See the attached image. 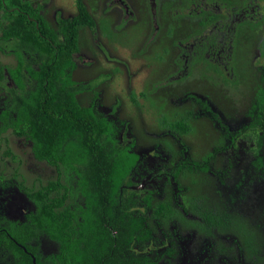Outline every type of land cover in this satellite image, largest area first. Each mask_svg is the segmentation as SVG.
Returning a JSON list of instances; mask_svg holds the SVG:
<instances>
[{
  "label": "flooded vegetation",
  "instance_id": "flooded-vegetation-1",
  "mask_svg": "<svg viewBox=\"0 0 264 264\" xmlns=\"http://www.w3.org/2000/svg\"><path fill=\"white\" fill-rule=\"evenodd\" d=\"M20 1L21 10L9 8L10 0H0V6L10 14L22 16L24 22L35 24L36 28L43 23L61 35L62 39L57 43H66L59 26L78 17L76 0L75 10L65 8L68 12L59 9L61 5L65 6L64 0ZM98 1L126 20L146 7L153 16L155 9L166 4L167 13L179 6L186 7L178 23L188 27L185 36L189 41L170 59V66L165 69L166 74L169 70L168 74L156 80L158 82L151 88L154 92L163 90L156 99L168 94L167 84L177 83L180 89L166 104V110L172 113L166 128L152 122V117L149 120L153 130L149 132L157 137L156 140L149 139V144L154 145V158L160 159L163 169L153 171L143 157L148 153L134 148L135 142L128 136L130 129H134L133 121L127 119L119 94H109L106 84L118 73L133 75L131 61L134 58L142 57L144 69L157 62L156 58L146 63L145 53L140 50L137 54L132 49L129 58L115 57V54L104 56L106 63L112 62L113 67L93 79L101 74L110 76H100L91 87H83L82 92L79 88L77 94L81 108H89L98 120L103 122L105 118L110 124V130L103 134L128 147V152L136 158L131 159L132 162L126 158L128 165L125 168L117 166L118 177L123 178V183L115 196L120 202L130 198L148 218L144 227L149 233L139 241L133 239L129 243V247L132 244L129 254H137L139 259L135 264H182L183 255L187 256L185 264H264L255 259L253 263L243 261L244 245L238 236L246 231L256 244L262 246L260 255H264V104H260L264 101V0H141L138 4L129 0L130 3L121 8L114 2L109 6L113 0ZM82 2L87 8V1ZM95 12H90L94 29L85 27L81 30L84 36L90 33L98 39L103 27L98 25ZM0 43V128L1 124L7 123L5 129H0V198L7 201L6 211L0 213V264H36L38 256L52 257L59 250L53 240L55 226L41 218L39 224L32 223L40 208L38 204L44 201L38 200L35 205L27 195L39 183L47 186L46 192L49 190L51 198L64 199L52 212L69 209L73 212L69 217L70 224L79 230L87 218L85 211L91 208L89 193L96 185L91 181L82 183L78 173L91 174L89 167L92 164L102 170L100 162L103 161H100L99 153L87 155L76 141H72L76 151L68 152L71 137L53 149L51 160L40 164L34 159L32 142L26 138L28 124L19 114L20 110L24 111L25 99L29 97L28 80L34 78L28 77L23 85H18L15 78L29 74L23 70L19 52L20 57L38 72L42 56L16 49L11 42L5 44L0 40ZM47 43L56 48L53 40ZM145 44L148 46L149 43ZM74 56L78 67L86 66L87 62L95 64L80 50ZM79 59L84 65L78 64ZM180 79H188V82L182 85ZM90 80L77 82L74 79L75 86H85ZM142 94L147 96L145 90L136 96L129 94L134 110L148 105L155 112V106L146 100L138 105V99L147 98ZM103 95L112 99L108 114L101 110L105 105ZM110 115L116 120L113 121ZM24 146H28V154L40 165L31 183L23 173L26 167L22 156ZM194 155L199 159H192ZM123 170L126 172L120 176ZM197 175L206 184L207 188H201L204 192H198ZM151 177L152 181H149ZM19 181L24 183L22 189L16 185ZM17 196L22 200L16 205ZM167 200L175 205L172 212L176 215L171 218L163 217L167 216L164 212L145 210L148 202L154 206ZM250 250H247L248 254ZM112 253L116 257L113 264L130 261V255Z\"/></svg>",
  "mask_w": 264,
  "mask_h": 264
},
{
  "label": "trees",
  "instance_id": "trees-1",
  "mask_svg": "<svg viewBox=\"0 0 264 264\" xmlns=\"http://www.w3.org/2000/svg\"><path fill=\"white\" fill-rule=\"evenodd\" d=\"M24 4L28 6V3ZM9 8L23 9L22 1L10 0ZM76 9L78 17L67 20L59 26L66 43H57V40L62 39L60 34L57 35L55 31L49 30L43 23L36 28L35 24L24 22L22 16L10 14L2 10L0 6V40L5 44L13 43L16 49L42 56L41 65H39L41 70L38 72L20 57L21 52H19L18 57L23 70H27L29 74H21L15 78L18 85H23L30 76L34 78L28 80L29 97L25 99L24 111L19 112L28 124L29 133L26 138L32 142V156L38 163L43 164L51 160L53 149L71 137L68 152L76 151L73 147L76 144L72 143L76 141L87 155L99 153L100 161H103L100 162L102 170L99 166L92 164L89 167L91 174L83 171L78 173L82 183L91 181L96 185L89 193L91 208L85 211L87 218L79 230L70 224L69 217L73 212L69 209L58 211V214L52 212V209L58 208L64 199L51 198L49 190L46 192L47 186L39 183L27 195L35 205L38 204V200L44 201L43 204H38L40 208L37 215L31 217L32 223L39 224L40 218L43 222L50 221L55 226L53 240L57 243L59 250L56 256H38L36 264H113L116 259L113 251L123 256L130 255V261L127 264H135L139 259L137 254H129V250H132V244L129 247V243H132L133 239L139 241L145 233H149L144 227L148 218L130 198L120 202L115 196L118 195V189L123 183V178L118 177L117 166L125 168L128 165L126 158L130 160L136 158L133 157V153L128 152V147L117 144L103 134L111 127L108 126L109 123L105 118L102 122L88 111L89 108H81L78 105L79 88L82 92L83 87H91L102 74L96 79H91L85 86L80 84L75 86L77 82L73 77L78 66L74 55L79 51V31L85 27L94 29L93 17L82 0H76ZM48 40H53L56 48L50 46L47 43ZM87 65L93 64L87 62ZM105 76L108 78L110 74L103 75L101 78ZM145 96L142 94V97ZM145 100L150 103L147 98ZM260 104H264V101ZM44 110L45 113L42 114ZM1 125L0 129L7 127L5 122ZM105 162L108 164L106 165ZM125 172L126 170L120 171V176H123ZM15 178L17 179V176ZM46 183L49 184V179ZM16 185L20 189L24 187L22 181ZM174 206L171 200L159 201L154 206L148 202L145 210L164 212L167 216L163 217L171 218L176 215L174 211L172 212ZM114 231L117 235L113 236ZM47 232L52 233L49 230ZM238 236L244 245V250L241 251L243 261L253 263L255 259L264 262V255H260L262 246L256 244L246 231ZM231 248L233 249L232 246ZM249 249L251 250L248 254Z\"/></svg>",
  "mask_w": 264,
  "mask_h": 264
},
{
  "label": "rangeland",
  "instance_id": "rangeland-1",
  "mask_svg": "<svg viewBox=\"0 0 264 264\" xmlns=\"http://www.w3.org/2000/svg\"><path fill=\"white\" fill-rule=\"evenodd\" d=\"M86 1L88 5L87 8L91 13L96 10V17H94L95 19H98V25L100 27L102 26L103 29L101 31V35L99 34L98 39L90 33H85L84 36L82 33L83 30L80 32L78 40L79 50L81 53H83V56L85 55L86 57L91 58L95 64L89 66L86 65L84 67L79 66L77 71L74 72V79L77 82L93 79L101 72L112 68V62L109 61L106 63L104 56L111 57L115 54V57L125 59L126 56L132 53V49L133 52H137V54L138 51L142 50L145 53L144 58L146 63H148L150 60L153 61L155 58L157 59V62L151 63L147 69H144L142 68V57H138L136 59L134 58L133 61H131V71L134 73L133 75L126 76L118 73L117 76H113V78L110 79V81L106 84L108 86L109 94L112 92L119 94L121 101H124V113L127 115V119L133 121L132 124L134 125V129H130L131 133L128 132V136H130V140L135 142L134 148H140V151L143 153H148L147 157L143 156L145 162L151 166L150 168L153 169V171L158 172L159 169L161 170L164 167L161 165V162H159V158H154V145L149 144V139H157L153 132H149L152 130V125L149 124V120L152 117V122L155 121L156 124L164 127L165 129L169 123V117L172 114L166 110V104L170 101L174 93L179 92L180 89L176 86L177 83L173 84L174 86L167 84L165 89H169L168 94L156 99L155 96L159 94L161 95L163 90L159 89L154 92L151 88L154 83L158 82L156 80H161V78L168 74L169 70H167L166 74L165 69H168L170 66V59L172 56H174V53L177 52V49H182L184 43L189 41V38L185 36V34L188 32V27H183L181 22L178 23V21L182 19L184 12H186V7L179 6L177 9L169 10L167 13L168 5L166 4L161 9H155V16H153L150 13L148 7H146L144 11H139L136 16H131L130 20H126L125 18H121L118 12L107 9L104 5H102V3L98 4V0ZM140 1L141 0H135L137 4ZM113 2L115 6L121 8V6L125 3H128L129 0H125L124 3L121 2V0H113L110 1L108 5L112 6ZM64 5L65 6L61 5L59 9L65 12H68L65 10V8L69 11L75 10L74 0H64ZM145 43H149L148 46H146ZM103 49L105 50V54ZM83 56H81L82 59ZM82 59L78 60L79 65L83 64ZM6 61L8 62L10 60ZM181 78H184V76ZM180 80V84L182 85H185L188 82V79ZM169 86L171 87L169 88ZM143 90L147 92L146 97L149 102L155 106V112L154 109L148 105L141 110H134V107L129 102V94L135 93L136 96V93L139 94ZM102 100L105 101V105L103 104L101 110L105 114H108L110 111L108 106L111 104L112 99L106 95H103ZM144 101L145 99H138L137 103L140 105ZM110 118L113 121L116 120V118L111 115ZM120 119H122V117ZM146 126L148 130L146 129ZM120 134H122V132H120ZM28 149V146H24L22 149V156L24 157L23 160L26 163L23 173L27 177L28 182L31 183L34 180L35 175L38 174L40 165L35 162V160L28 154ZM191 158L194 160L199 159L197 155H194ZM152 178L153 177H151L149 181H152ZM196 182L199 186L198 192H204L201 191V188L207 187L202 181V177L197 175ZM8 194L12 193L9 192ZM12 197L14 196H11L10 198ZM21 200L22 199H19L17 196L16 205L19 204ZM4 205L7 207V201L2 199L1 196L0 213L6 211V207ZM10 205L11 203H9V206ZM186 259L187 256L183 255L181 263L185 264V262H187Z\"/></svg>",
  "mask_w": 264,
  "mask_h": 264
}]
</instances>
